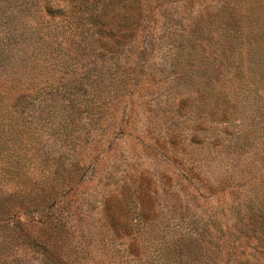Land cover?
<instances>
[{"label":"rangeland","instance_id":"374dc122","mask_svg":"<svg viewBox=\"0 0 264 264\" xmlns=\"http://www.w3.org/2000/svg\"><path fill=\"white\" fill-rule=\"evenodd\" d=\"M14 2L0 28L31 44L41 0L26 21ZM100 19L33 64L0 55V264H264V0H110Z\"/></svg>","mask_w":264,"mask_h":264},{"label":"trees","instance_id":"16d2710c","mask_svg":"<svg viewBox=\"0 0 264 264\" xmlns=\"http://www.w3.org/2000/svg\"><path fill=\"white\" fill-rule=\"evenodd\" d=\"M1 1L2 0H0V20H2V17L4 16L3 14L4 11H2L4 10V8L1 5ZM13 1H15L13 8H15V10L20 11V13H22L23 21L28 20V18L30 17L29 16L30 3L31 1L34 0H13ZM109 1L110 0H94V1L65 0L63 3H61L60 0H41V7L40 9H36L35 17L32 18V20L34 21L33 25H29L30 32L33 34L35 39H33L32 41L29 40L31 44H28L26 40H24L25 36L22 30L14 27H10L12 26L13 22L11 23L12 18H9L8 21L9 23H11V25L9 24L5 27L0 28L1 30H4L2 31L4 34L0 36L1 57L5 58L7 61L9 60L14 61V57L16 56L17 59L15 60H17L19 64H23V65H27L29 63L33 64L34 62H36V60L34 56L31 58L30 56L35 51L48 50L49 52H51L55 48H59L56 46L60 43L54 41L56 40L54 38H58V36L57 34L54 35V33L58 30L57 32H60L62 34L64 33L67 35V33L71 31L70 27L72 21H70V19H72V17H77V19H80L79 23L83 25V28L85 27L87 29L90 28L91 30L92 29L95 30L91 32H93L94 36L97 37L96 34L100 33L99 30L105 28L103 25L104 22L100 19V11L102 10L103 6ZM230 14H233V12H231ZM61 21L66 23L64 24L63 31L57 27V23H61L62 25ZM234 23L235 21L232 22L230 19L229 25H224L225 29L224 28H223L224 30L221 29L223 30V34L221 36L223 39L226 36L229 37V40H231V38L238 37L239 32L242 30V27ZM252 30L255 31V28ZM101 36L103 35L98 34L99 38ZM98 37L96 38V40L98 39ZM61 45L67 47L69 46V42L63 43ZM223 47L225 49H230V46L228 44H225ZM24 48L27 51H25ZM253 49H254L253 53L259 54L256 47H254ZM18 50L19 52H17ZM21 78L23 77H20L17 81H15L14 78H10V79L6 78L8 82L5 79L1 80V82L2 85L9 86V84L11 85L13 84L15 85V88L16 87L20 88L23 87L24 85ZM29 85L35 87L39 86V84L37 85L35 81H31ZM46 87H50V86L46 84ZM36 93H40V89L36 91ZM4 122L5 120L0 119V127L1 124ZM0 131L2 132L1 128Z\"/></svg>","mask_w":264,"mask_h":264}]
</instances>
